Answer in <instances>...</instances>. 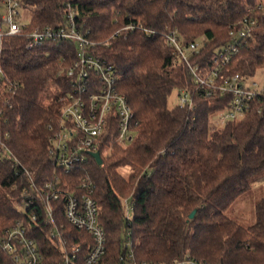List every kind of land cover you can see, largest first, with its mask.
<instances>
[{
  "label": "trees",
  "instance_id": "obj_1",
  "mask_svg": "<svg viewBox=\"0 0 264 264\" xmlns=\"http://www.w3.org/2000/svg\"><path fill=\"white\" fill-rule=\"evenodd\" d=\"M22 1L30 6L31 27H57L74 11L77 23L95 42V54L115 65L118 90L134 111L129 144L114 142L115 129L107 131L99 148L102 163L90 155L69 173L57 169L48 153L53 132L49 126L59 123L61 97L71 84V78L58 71L61 65L73 63L78 46L66 40L28 50L24 36H3L2 67L19 86L15 93H0V138L10 134L9 146L37 187L55 175L70 191L81 189L82 178L92 183L107 236L102 264H119L128 232L140 261L171 264L190 257L204 264H264V198L255 205L251 225L227 214L264 173V117L258 111L264 98L251 100L243 119L215 130L209 127V115L226 107L229 95L202 97L194 92L195 108L169 106L174 91L194 90L195 84L166 39L168 32L177 30L185 45L203 40L192 61L207 66L229 41L230 30L244 17H253L259 25L233 55L226 72L251 78L264 64V0ZM128 23L142 24L155 33L138 27L116 34ZM32 197L33 205L18 208V202ZM124 198L133 202L130 220ZM52 205L54 222L63 226L70 242H88L87 234L68 222L63 198ZM44 206L45 198L30 187L22 171L0 157V264H16L1 239L18 220L25 221L47 255L55 254L46 235L55 223L46 224ZM33 212L38 226L29 224ZM59 259L61 255L50 258V264H58Z\"/></svg>",
  "mask_w": 264,
  "mask_h": 264
},
{
  "label": "built area",
  "instance_id": "obj_2",
  "mask_svg": "<svg viewBox=\"0 0 264 264\" xmlns=\"http://www.w3.org/2000/svg\"><path fill=\"white\" fill-rule=\"evenodd\" d=\"M30 6L22 0H2L0 4V93H15L18 83L10 80L2 67L3 36H24L26 49L33 50L49 42L71 40L78 46L76 59L68 66L61 65L59 74L71 78L70 88L61 97L63 105L60 120L56 127L49 126L53 132L49 136V157L53 165L66 173L82 166L92 152L99 151L103 137L107 131H116L114 142L124 146L133 139L132 122L134 111L127 96L118 90L120 75L112 63L95 54L92 41L82 30L75 18V12L70 11L66 21L57 27H31L27 9ZM259 25L257 19L244 17L230 30L229 41L212 57L209 65L201 66L193 63L192 57L199 54L201 41H191L184 44L177 30L166 34L168 45L177 58L188 67L195 84L194 90L183 89L178 94L177 105L181 108L193 109L196 104L194 92L202 97L230 96L226 107L213 111L209 115L211 130L220 129L230 121H239L249 110L250 101L264 98V84L243 77L239 73L226 74L227 65L239 47L253 37L255 28ZM141 28L145 32L155 33L153 29L142 24L128 23L116 30V34ZM264 104L258 111L264 117ZM10 134L7 132L0 138V157L12 161V165L21 170L30 183V187L45 198L46 224L54 222L53 200L63 198L65 216L70 224L85 232L88 242L75 244L62 230V225L56 223L49 227L46 235L54 243L55 252L47 255L40 247L36 238L29 234V226L24 220H18L8 227L1 239L2 248L12 255L16 264H50V258L61 255L58 264H102L107 256V236L99 221L100 208L93 197V185L82 178L79 191L63 189L59 175L47 179L41 187H37L32 173L18 160L8 144ZM100 152V151H99ZM93 157V156H92ZM66 184V183H65ZM28 193L26 187L22 196ZM129 199L124 198L126 216H129ZM34 197L18 202V208L25 209L33 205ZM36 210V207H34ZM30 226H38L36 212L29 214ZM133 241L128 232L123 242V250L119 256V264H159L137 260ZM171 264H204L187 257Z\"/></svg>",
  "mask_w": 264,
  "mask_h": 264
},
{
  "label": "rangeland",
  "instance_id": "obj_3",
  "mask_svg": "<svg viewBox=\"0 0 264 264\" xmlns=\"http://www.w3.org/2000/svg\"><path fill=\"white\" fill-rule=\"evenodd\" d=\"M257 81L260 85L264 84V64L257 70L256 74L250 78ZM178 101V93H174L169 98V106L176 105ZM122 172L127 174L124 169ZM264 198V173L258 176L251 184L250 190L243 193L228 209L227 214L236 219L243 225H251L255 222V205L261 199ZM132 200L129 201L130 209L129 216H133V204Z\"/></svg>",
  "mask_w": 264,
  "mask_h": 264
},
{
  "label": "water",
  "instance_id": "obj_4",
  "mask_svg": "<svg viewBox=\"0 0 264 264\" xmlns=\"http://www.w3.org/2000/svg\"><path fill=\"white\" fill-rule=\"evenodd\" d=\"M91 154H92V156L97 160V162H98L99 164L102 163V157H101V154H100L99 151H97V152H92ZM196 212H197V210L195 209V210L191 213L190 217L193 218V217L195 216Z\"/></svg>",
  "mask_w": 264,
  "mask_h": 264
}]
</instances>
